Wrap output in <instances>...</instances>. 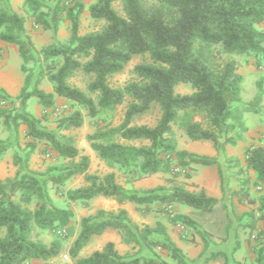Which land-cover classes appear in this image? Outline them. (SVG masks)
<instances>
[{
    "label": "trees",
    "instance_id": "trees-1",
    "mask_svg": "<svg viewBox=\"0 0 264 264\" xmlns=\"http://www.w3.org/2000/svg\"><path fill=\"white\" fill-rule=\"evenodd\" d=\"M93 1L89 7L91 17L103 19L106 24L99 31L81 34L83 2L57 0L50 7L45 0H24L26 12L44 29L57 31L64 14L71 20L69 40L44 47L40 57L35 58L26 17L13 10L6 0H0V40L17 45L22 69L27 74L17 97L0 90L2 103L16 100L19 103L12 116L0 106V119L10 123L18 145L21 125L27 126V137L31 139L26 143L24 155L18 154L14 160L18 167L14 176L0 179V264L49 262L61 253V240L47 244L35 238L34 232L69 226L74 211L57 206L50 188L64 186L77 174H84L88 184L69 189V201L104 196L117 199L120 206L101 208L81 219L79 234L69 250L75 264H187L182 248L171 238L165 225L140 226L121 205L132 202L149 206L160 202L183 204L203 213L215 210L219 203L216 197L208 195L204 188L188 189L175 178L173 169L177 164H218V158L178 149L175 128L192 141L212 142L218 155L225 154L227 145H237L245 138L248 127L244 112L258 109L251 104L245 108L239 106L243 102L244 76L237 60L226 57L254 56L259 62L264 59V0H123L125 16L114 8L117 0ZM67 2L72 3L70 7L65 6ZM146 54L151 61L135 66L137 80L123 87L110 84L111 77L122 72L133 56ZM37 59L39 72L33 83L34 72L28 64ZM79 70L94 76L88 84L93 96L71 84V78ZM44 76L51 82L53 92L39 86ZM180 85H188L193 91L179 93L176 88ZM257 88L255 104L264 94L263 79ZM55 94L74 101L91 117L115 110L130 97L119 125L100 128L89 135L91 148L110 168L131 173L130 181L158 173L172 174L169 185L138 191L120 184L114 171L103 176L88 173L90 157L81 155L74 138L63 133L84 124L83 112L72 110L59 119L53 131L41 126V119L27 111L31 97L50 108L55 104ZM154 105L160 111L154 126L133 124L135 116L146 113ZM38 140L45 141L67 162L53 165L44 173L30 169L29 161L38 149ZM10 145L0 141V158ZM243 159L247 172L252 170L256 174L255 179L250 181V176L246 177L242 187L231 193L254 205L253 211L248 212L250 219L246 227L257 241L253 246L255 261L264 264V192L250 196L254 185L264 183V144L247 148ZM220 177L223 180L221 170ZM169 220L195 229L205 239L204 230L192 216L175 213ZM107 229L120 231L124 242L147 247L152 255H124L114 241H108L102 249L80 257L93 238ZM155 234L162 238H152ZM159 250L175 263L163 258ZM217 257H223L225 264L234 261L232 254L214 250L203 264Z\"/></svg>",
    "mask_w": 264,
    "mask_h": 264
},
{
    "label": "rangeland",
    "instance_id": "rangeland-1",
    "mask_svg": "<svg viewBox=\"0 0 264 264\" xmlns=\"http://www.w3.org/2000/svg\"><path fill=\"white\" fill-rule=\"evenodd\" d=\"M8 5L19 14L26 17L27 31L30 34L35 49L33 51L35 58H39L41 51L44 47L53 44V43H62L69 40L71 35V20L64 14L62 21L60 23L59 29L54 32L53 29H44L41 25L35 22V19L31 17L24 8V0H6ZM57 0H45V2L53 7ZM84 3L85 10L81 15L80 21V33L85 34L88 32L99 31L106 24L105 20H96L91 17L89 13V7L94 2L93 0H79ZM72 3H65L66 7H70ZM114 8L116 11L125 16V11L123 8V0H117L114 3ZM226 58H235L239 65V71L244 76L243 83V102L239 104L240 107L245 108L247 105L251 106L258 111L246 110L244 112V118L246 124L249 126H254L259 128V135H251L249 137V147L255 145L256 141L252 139L260 138L264 140V94L261 97V100L258 104L254 103L255 97L258 94L257 84L263 79L264 86V59H261L260 62L254 56H227ZM85 61L86 59H82ZM150 57L146 55H135L132 60L127 64L125 69L111 77L110 84L114 87H123L125 84L137 80L138 77L134 71V68L137 64L143 62H150ZM39 63L40 60L35 62H30L28 64L30 70L34 72L32 82H36V78L39 72ZM23 61L20 57L18 47L15 44H8L0 40V90H5L13 98L17 97L20 94V91L24 85L26 72L22 69ZM94 76L92 74H87L82 70L76 72V74L71 78L70 82L73 86L81 89L89 96L93 94L88 89V84L93 80ZM32 83V84H33ZM47 92H53V86L49 81L47 76H44L41 79L39 85ZM176 91L179 93H191L193 90L188 85H180L176 88ZM55 104L50 108H45L38 98L31 97L28 101L27 111L41 119V126L55 131L58 127L59 119L63 116L69 114L72 110L79 109L84 114V124L79 128H72L69 130H64L63 133L72 136L75 140V145L80 150L81 155H87L90 157V166L88 173L98 174L103 176L107 172L114 171L117 174V179L120 184L125 188H133L138 191L140 190H149L157 188L158 186L165 185L168 186V178L172 175L164 174H155L150 175L142 179L130 181L132 178L131 173H124L119 171L116 167L110 168L103 160H101L96 152L91 148L90 141L88 139L89 135L95 133L98 129L108 127V126H117L124 119L125 112L128 108L129 103L131 102L130 97H126L124 103L118 106L113 111H104L95 117H91L87 114V110L81 108L74 101L59 96L55 94ZM0 106L6 108L10 111L11 116L19 109L18 101L2 103L0 101ZM160 118V111L158 106L154 105L146 113L137 115L133 119V124H147L154 126L158 119ZM176 137L178 140V145L187 146L190 144V139L181 131L175 128ZM20 133V144L18 145L15 140V131L11 127L10 123L6 121L5 118L0 119V141L10 142L9 149L2 155L0 158V164L4 166L2 170L1 177H5L11 173H15L18 168L14 164V160L18 154L24 155L26 151V143L28 140H31L27 137V126L21 125L19 129ZM260 136V137H258ZM137 145H140V142H135ZM146 143V142H145ZM208 144L210 147L214 148L213 143L208 141L202 143V146L197 150H208ZM38 149L34 151L31 155L29 161L30 169L38 172H47L48 169L56 164L61 162H67L65 159H62L56 151L49 148L45 141H37ZM234 155L232 157H227L226 152L221 156L222 173L228 174L232 173L234 177L240 176L241 174L244 177L250 176V172L243 173L242 168V159L239 154H244L246 147L244 146H234L231 147ZM207 155V154H204ZM231 159L228 161V159ZM77 158L76 160H78ZM238 162V163H237ZM241 170V171H240ZM176 174V175H175ZM173 173L176 177L180 175V172ZM168 176V177H167ZM251 177V176H250ZM88 182L85 179L84 174H77L73 176L64 186L57 188L51 187L50 193L55 201V204L61 208H70L74 211V218L67 227H59L56 229L50 230H41L36 229L34 232V237L42 239L47 244H50L54 239H59L62 242V251L61 253L53 260L49 262H42L39 260H32L27 264H75L74 259L70 255V247L78 236L80 231V222L84 216H88L96 213L98 209H117L119 207V202L115 198H108L104 196H97L91 200H79V201H69L67 198V192L69 189H74L78 187H83L87 185ZM188 186L197 187L196 183H187ZM255 196L257 197L260 193L263 192V188L258 186L252 187ZM246 206V205H244ZM254 206V205H253ZM253 211V207H248V210L244 212ZM174 212V211H173ZM225 208L222 205H219L213 212H201L191 209L187 212L188 215L192 216L198 223H200L202 230L205 232V239L193 228L185 227L182 228L180 225L172 224L169 220L168 214L170 210L168 207L160 202H155L149 206L138 204L135 205L133 213L137 223L140 226L150 225L156 226L160 223V219L170 223L168 227V233L171 238L175 237L178 241L184 244L185 247L182 248V251L185 254L187 264H203L206 257L214 250H217L218 246L226 240L227 231L223 229L225 221L222 223V218L225 217ZM236 214V210L235 213ZM244 215V213H243ZM242 215V216H243ZM139 220V221H138ZM262 226V223H259ZM236 243H240L243 240L245 241L248 249L246 255H244V261L239 262V264H257L255 261V254L253 252V246L256 244L255 236L250 233V230L246 226L240 225L238 231H236ZM154 239H161L162 235L155 234L152 236ZM108 241H114L116 247L121 254L124 255H152L151 251L147 247H140L139 245L133 246L132 244H127L122 238V234L118 230H108L103 233L101 236H96L93 240L82 250L80 257L89 256L93 251L97 249H102L103 246ZM243 241V242H244ZM201 246L200 253L194 254V249ZM193 249V250H192ZM192 250V251H191ZM160 254L163 258L175 263L171 260L168 254L164 251H160ZM190 252H192L190 254ZM65 255L69 256V259H65ZM233 259V257H232ZM230 262L229 264H231Z\"/></svg>",
    "mask_w": 264,
    "mask_h": 264
},
{
    "label": "crops",
    "instance_id": "crops-1",
    "mask_svg": "<svg viewBox=\"0 0 264 264\" xmlns=\"http://www.w3.org/2000/svg\"><path fill=\"white\" fill-rule=\"evenodd\" d=\"M258 26L261 28L263 25L260 24ZM246 126L248 127V131L245 135V138L243 140L239 141L237 145H227L226 146L225 152H226L227 157H232V155H234L231 147H234V146L240 147L242 145V146L246 147V149H247V148H249V145H250L249 140H247V139H249V137L251 135H253V136L259 135V128L258 127H256L254 129V126H249L247 124H246ZM258 137H260V136H258ZM252 140L256 141L255 145H253V146L264 144V140H261L260 138H257L256 140L255 139H252ZM205 142H208V141H192V140H190L189 145H187V146L178 145V149L187 150L188 152L197 153L200 155L207 154L210 157H217L218 158V164H213V165H208V166L198 165V164H194V163L191 165H188V166H181V165L177 164L174 166L173 173L175 174L176 172L177 173L180 172V175L178 177L175 176L176 174L174 176L180 183H184L188 189L200 190L201 188H204V189H206L208 195L216 197L219 200V203L216 205L215 209L219 205H222L223 208H225V212H224L225 217L222 218V223H223V221H225L223 229H227V227H228L229 231L227 233L226 240L218 246L216 251H222L228 255L232 254L234 261H231L232 262L231 264H235V262L239 263L241 261H244V255H246V251H247L248 247H247L244 240H243L244 242L242 241L240 243L235 242L236 236H237L236 231L239 230L241 224H242V226H246L248 220L250 219V216H249L248 212H244V211L248 210V207H250V206L254 207V206H253V204H251L247 200H245L242 196H239L237 194H232L231 191H236V190L238 191L242 187V182L244 181V179L246 177H244V175H242V174L240 176L234 177V175L230 172L228 174L222 173L223 174V180H222L220 177V170L222 172L224 171L222 169L223 168L222 167V161L223 160H221L222 155H218V152L216 151V149L210 147L209 144H208V150H207V148H206V150H204V149L197 150V147L200 148L202 146V143H205ZM246 149L244 150V154H245ZM244 154L242 155L240 153L239 156L242 159L241 170L244 169L243 173L246 174L247 168H246V164H245L244 159H243ZM228 161H229V159H228ZM3 169H4V166L0 164V175H1ZM244 171H246V173ZM249 171H250V176H251L250 181L251 180L253 181L255 179L256 174L252 170H249ZM187 173L190 174L189 177L186 176ZM158 174H160V173H158ZM166 175L169 176L172 174H166ZM8 176H14V175L13 174L11 175V173H10L5 177L0 176V179H4ZM187 183H196L197 187H191L190 188ZM256 186H258L259 188H263V192H264V183H261V184L256 185ZM250 196H255V192H253L252 188L250 189ZM135 205H138V204L132 203V202H126V203L122 204L121 206L126 208L129 211V213L131 214V216L133 217V219L137 222L136 218L134 217L136 215H134V213H133ZM165 205L170 210L168 217L173 216L175 213L187 214V212L192 209L189 206H186L183 204H177V203L165 204ZM244 205H246V206H244ZM119 206H120V204H119ZM235 210H236V214H234ZM243 213H244V215H243ZM160 221H161L160 223L165 225L168 229V227L170 226V223L167 222L166 220L163 221L160 219ZM179 225L182 228H185L183 225H181V224H179ZM108 230H113V229H107L105 232H107ZM99 236H101V235H99ZM172 239L181 248L185 247L184 244H182L180 241H178L175 237H172ZM200 248H201V246L195 248L194 254L200 253V251H201ZM191 253L192 252H190V254ZM208 264H225V259L223 257H217L216 259L209 261Z\"/></svg>",
    "mask_w": 264,
    "mask_h": 264
},
{
    "label": "built area",
    "instance_id": "built-area-1",
    "mask_svg": "<svg viewBox=\"0 0 264 264\" xmlns=\"http://www.w3.org/2000/svg\"><path fill=\"white\" fill-rule=\"evenodd\" d=\"M65 259L68 260L69 259V256L68 255H65Z\"/></svg>",
    "mask_w": 264,
    "mask_h": 264
}]
</instances>
